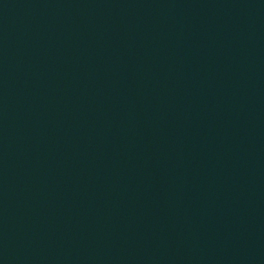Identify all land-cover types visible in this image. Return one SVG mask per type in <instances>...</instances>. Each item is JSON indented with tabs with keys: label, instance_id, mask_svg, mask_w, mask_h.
I'll return each instance as SVG.
<instances>
[{
	"label": "water",
	"instance_id": "1",
	"mask_svg": "<svg viewBox=\"0 0 264 264\" xmlns=\"http://www.w3.org/2000/svg\"><path fill=\"white\" fill-rule=\"evenodd\" d=\"M0 264H264V0H0Z\"/></svg>",
	"mask_w": 264,
	"mask_h": 264
}]
</instances>
